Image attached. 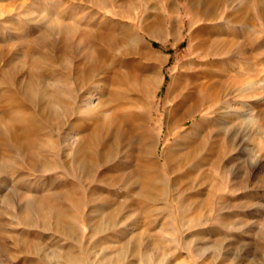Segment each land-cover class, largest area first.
Segmentation results:
<instances>
[{"label": "rangeland", "instance_id": "374dc122", "mask_svg": "<svg viewBox=\"0 0 264 264\" xmlns=\"http://www.w3.org/2000/svg\"><path fill=\"white\" fill-rule=\"evenodd\" d=\"M0 264H264V0H0Z\"/></svg>", "mask_w": 264, "mask_h": 264}]
</instances>
